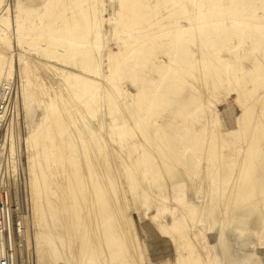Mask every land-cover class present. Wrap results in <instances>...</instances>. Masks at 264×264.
<instances>
[{"label":"rangeland","instance_id":"1","mask_svg":"<svg viewBox=\"0 0 264 264\" xmlns=\"http://www.w3.org/2000/svg\"><path fill=\"white\" fill-rule=\"evenodd\" d=\"M63 1L0 0V86L9 84L12 94L8 124L0 136L4 137L0 180L9 187L14 224L22 227L21 234L14 230L15 264H228L229 260L264 264V35L254 42L256 32L247 30L248 26L239 32L231 24L235 18L241 23L243 18L259 17L247 24L264 33V0H236L228 4L232 10L226 0H208L213 1L210 8L207 0H195L198 6L192 13L213 9L227 18L219 29L193 36L192 44L186 45L192 47L189 50L177 44L190 35L178 32L179 26L187 27L184 17L195 18V14L183 13L186 0H180L183 6L178 0H65L68 7L73 5L71 9ZM98 19L97 32L92 22ZM122 25H127L125 32L119 30ZM216 34L220 41L210 38ZM201 37L210 39L201 46ZM242 39L245 43L239 45ZM212 42L217 43L210 46ZM127 46L131 51L123 50ZM89 49L98 55L102 75H108L109 62L118 67L120 96L107 91L104 84L98 113L90 115L76 104V117L66 116V125L55 122V131L38 147L41 154L34 159L22 140L42 119L40 101L47 102L61 91L69 96L77 93L80 79L88 77L83 67L93 61V57L86 60ZM67 51L71 53L66 57ZM83 51L85 64L80 59ZM207 55L217 59L216 65L210 59L213 63H204ZM256 59L261 61L254 63ZM171 60L175 64L165 73ZM65 73L78 75V83L74 78L66 81ZM217 78V85L209 82ZM199 98L213 108L215 125L206 124L204 102ZM239 127L235 139L224 140L222 132ZM83 133L87 136L81 137ZM91 136H101L102 152H89ZM10 143L14 151L9 150ZM36 170L43 172L39 175ZM32 174L43 178L38 180L45 185L39 208L35 203L38 192L32 187L41 185L38 180L32 184L36 179ZM88 184L101 188L90 193ZM221 237L225 252L219 244ZM107 238L109 243L104 244Z\"/></svg>","mask_w":264,"mask_h":264},{"label":"bare ground","instance_id":"2","mask_svg":"<svg viewBox=\"0 0 264 264\" xmlns=\"http://www.w3.org/2000/svg\"><path fill=\"white\" fill-rule=\"evenodd\" d=\"M63 1V0H62ZM62 1L61 2H59V0H58V3H62ZM65 1V0H64ZM64 1H63V4H64ZM71 1V0H70ZM74 0H72L71 2H73ZM75 1H78V0H75ZM84 1H86V0H84ZM83 1V2H84ZM98 1V0H97ZM101 1V0H100ZM119 1V0H118ZM126 1V0H125ZM129 2L131 1V0H128ZM160 1V0H159ZM159 1H158V3H159ZM163 1V0H162ZM162 1H161V5H162ZM171 1V0H170ZM173 1V0H172ZM180 0H178V2H179ZM185 1V0H184ZM197 1H199V0H197ZM204 1H206V0H204ZM208 1V0H207ZM224 1V0H223ZM245 1V0H244ZM247 1H249V0H247ZM247 1H245V2H247ZM56 2H57V0H56ZM66 2H68V0L67 1H65V3ZM87 2V1H86ZM92 2H94V0L92 1ZM96 2V1H95ZM99 2V1H98ZM97 2V3H98ZM123 1H120L119 2V4L120 3H122ZM129 2H128V4H129ZM164 2V1H163ZM166 2V1H165ZM177 2V1H176ZM199 2H201V1H199ZM215 2H216V0H215ZM217 2H218V0H217ZM220 2H222V1H220ZM237 1L236 0H226V5L228 6V4L229 5H231V4H235ZM241 2H243L242 0H241ZM70 3V2H69ZM79 3V2H78ZM125 2H123V4H124ZM132 3V2H131ZM158 3H156V4H158ZM170 2H167V4H169ZM180 3H182L181 1H180ZM180 3H178L177 5H179ZM184 3V2H183ZM183 3H182V6H183ZM206 3V2H205ZM205 3H204V5H205ZM212 3V4H211ZM223 3L224 2H222V4H221V6L219 5V3H218V5H219V8H222V7H224V6H222L223 5ZM248 3V2H247ZM56 4V3H55ZM73 4V3H72ZM123 4H121V5H123ZM171 4V3H170ZM169 4V5H170ZM176 4V3H175ZM185 4H186V6H185ZM184 4V8L185 9H183V13H185V16L186 15H191V14H195V13H192L193 11L195 12L196 10L194 9L195 7L197 8V6L198 5H196V3H195V0H186V3ZM208 4H209V8H210V6L211 5H213V1H208ZM58 5H61V4H58ZM65 5V4H64ZM63 5V6H64ZM67 5V4H66ZM64 6L66 9H68L69 7H68V5L67 6ZM75 5V4H74ZM93 5V4H92ZM101 5V4H100ZM100 5H98L99 7H100ZM159 5V4H158ZM171 5H174L173 4V2H172V4ZM170 5V6H171ZM204 5H202L201 4V9H202V6H204ZM217 5V6H218ZM244 5H245V3H244ZM250 5V4H249ZM62 6V5H61ZM73 6V5H72ZM70 7V9L71 8H73V7ZM77 6V5H76ZM89 6H91V5H89ZM168 6V5H167ZM167 6H166V8H167ZM235 6V5H234ZM248 6V5H247ZM58 7V6H57ZM121 8H125L124 6L122 7V6H120ZM119 7V8H120ZM127 7H128V5H127ZM130 7V6H129ZM173 7V6H172ZM180 8H181V5L179 6ZM229 7V6H228ZM65 8H63L65 11H67L68 12V10H66ZM78 8V7H77ZM86 8V7H85ZM92 8H93V6H92ZM118 8V9H119ZM164 8H165V6H164ZM169 8V7H168ZM204 8H206V7H204ZM214 8V7H213ZM227 8V7H226ZM236 8V7H235ZM60 9H62V7L60 8ZM69 9V10H70ZM74 9H76V8H74ZM89 9V8H88ZM91 9V8H90ZM97 9V8H96ZM126 9V8H125ZM131 9V8H130ZM177 9V8H176ZM229 9L230 10H232L230 7H229ZM78 10V9H77ZM95 10V9H94ZM99 9H97V11H98ZM127 10V9H126ZM126 10H124V11H126ZM132 10V9H131ZM169 10H172L171 8L169 9ZM181 11H182V9H180ZM217 10V9H216ZM219 10H221V9H219ZM223 10V9H222ZM229 10V11H230ZM62 11V10H61ZM71 11V10H70ZM74 11H76V10H74ZM73 11V12H74ZM79 11V10H78ZM172 11H175V10H172ZM171 11V12H172ZM178 11H179V8H178ZM180 11V12H181ZM225 11V10H224ZM66 12V13H67ZM72 12V11H71ZM120 11H118V13H119ZM177 12V11H176ZM77 13V12H76ZM76 13H75V15H76ZM88 11L86 12V15H88V14H90V13H88ZM96 13V12H95ZM121 13H122V15H124L123 13L124 12H122V9H121ZM131 13V12H130ZM191 13V14H190ZM230 13H231V11H230ZM18 14H20V13H18ZM82 13L80 12V15H81ZM84 14V13H83ZM92 14V13H91ZM175 14H177V13H175ZM74 15V14H73ZM74 15V17H77V16H75ZM77 15H78V13H77ZM80 15H78V16H80ZM120 16V15H118V16H120V17H122V18H124V16ZM182 15V14H181ZM181 15H179V17L181 16ZM236 15V14H235ZM71 17H73L72 15H71ZM82 17V16H81ZM84 17V16H83ZM82 17V18H83ZM90 17V15L88 16V21H89V18ZM96 17H97V15H96ZM96 17L94 16L93 18H95L96 19ZM99 17H101V16H99ZM98 17V18H99ZM78 18H80V17H78ZM121 18V19H122ZM225 18H227V17H225V16H222V14H220V13H218V12H213V9H212V11L211 10H204V11H197V13L195 14V18H193V15H192V18H189V17H187L186 16V19H185V17H184V20H186V22H187V27H182V26H179V28H178V32H186L185 34H190V35H188V36H190L189 38H188V36H187V38H185L183 41H179L178 40V42H177V44L178 45H182V46H190L191 44H192V42L194 41V39H192V37L193 36H195V35H198V33L200 34V33H202V32H208L209 30H212L213 31V29L215 28V29H219L220 28V26H221V24L223 23V21H224V19ZM69 19V18H68ZM68 19L66 20V21H68ZM73 19V18H72ZM83 19H86V18H83ZM120 19V20H121ZM183 19V18H182ZM230 19V18H229ZM245 19V20H244ZM260 18L259 17H251V18H243V20H242V22L240 23V21L238 22L239 23V25H238V23H237V20H238V18H237V20H236V18H235V20H232V26L233 27H237V28H239L240 29V31L239 32H245V29H247V26H248V29L247 30H251V32H256V33H254L255 34V36H256V38H255V40H254V42H257L261 37L263 38V36H261V35H264V33H259L258 31H254L253 29H256L257 27H255L256 25H254V27H253V29H251V27L249 26V24H247V23H249V22H252L253 20H254V22H256V20H259ZM262 19V18H261ZM76 21H77V19H75ZM80 20V22H81V19H79ZM78 20V21H79ZM91 20L93 21V19H90V22H91ZM69 21H70V19H69ZM71 21H73V20H71ZM83 21V20H82ZM85 21H87V20H85ZM87 21V22H88ZM235 21H236V23H235ZM65 22V21H64ZM126 22V21H125ZM125 22L123 23V24H125ZM183 22H185V21H183ZM67 23V22H66ZM71 23V22H70ZM92 23H94L93 25H94V28L96 29V31L97 30H99L100 29V23H101V21H100V19H98V20H96L95 22H92ZM91 23V24H92ZM127 23V22H126ZM7 24V23H6ZM84 24H86V23H84ZM109 24H110V27L113 29L114 28V23H112V22H109ZM120 24H122V21H121V23ZM120 24H119V26H120ZM186 24V23H185ZM225 24V23H224ZM70 25H72V23L70 24ZM77 25V24H76ZM79 25V24H78ZM77 25V27H78V29L80 28L79 26ZM69 26V25H68ZM67 26V28H71V27H73V26H75V24H73V26H71V27H68ZM86 26V25H85ZM88 26H90V25H88ZM88 26H86V27H88ZM18 27V26H17ZM76 27V26H75ZM91 27V26H90ZM97 27H99V29L97 28ZM124 27H126L127 28V25L126 26H121V27H119L120 29V31H121V29L123 30V28ZM135 27V26H134ZM142 27V26H141ZM231 27V26H230ZM262 27V26H261ZM85 28V27H84ZM93 28V27H92ZM226 28V27H225ZM232 28V27H231ZM72 29V28H71ZM77 29V30H78ZM115 29V28H114ZM259 30H260V28H258ZM264 29V28H263ZM20 30V28L18 29V31ZM22 30V29H21ZM74 30H76V29H74ZM85 30H87V29H85ZM94 30V29H93ZM116 30V29H115ZM128 31H129V29H127ZM225 30V29H224ZM17 31V32H18ZM65 31V30H64ZM72 31V30H71ZM91 30H89V32H90ZM95 31V30H94ZM112 31H114V30H112ZM124 32H125V30H123ZM122 31V32H123ZM226 31V30H225ZM228 31V30H227ZM229 31H230V29H229ZM14 32H15V30H14ZM16 32V33H17ZM22 32V31H21ZM20 32V33H21ZM70 32V31H69ZM73 32V31H72ZM86 32V31H85ZM88 32V31H87ZM98 32V31H97ZM97 32L95 33V34H97ZM188 32V33H187ZM189 32H194V34L192 33H189ZM218 32V31H217ZM209 33V32H208ZM214 33V32H213ZM220 33H221V31H220ZM23 34V33H22ZM22 34H21V36H22ZM180 34V33H179ZM240 34V33H239ZM98 35V34H97ZM97 35H93V36H95V39H96V36ZM99 35H100V33H99ZM205 35V34H204ZM210 35V34H209ZM217 35V34H216ZM212 35V36H210V38H216V40H219V39H217L218 37H219V35ZM230 35V34H229ZM16 36H17V34H16ZM18 36H19V33H18ZM206 36V35H205ZM247 36H250L251 37V35H247ZM138 37V36H137ZM195 37H197V36H195ZM226 37H229V36H226ZM235 37H236V35H235ZM238 37V36H237ZM3 37H1V39H2ZM17 38V37H16ZM19 38H20V36H19ZM18 38V41L19 40H23V39H19ZM139 38V37H138ZM206 38H209V37H201V38H199V42H201V43H199V44H201V46L202 45H204L206 42H207V39ZM209 38V39H210ZM6 39V38H5ZM4 39V40H5ZM98 39V38H97ZM96 39V40H97ZM130 39H131V37H130ZM149 39V38H148ZM133 40H137V39H133ZM212 40V39H211ZM210 40V41H211ZM214 40V39H213ZM222 40V39H221ZM245 40V39H244ZM2 41H3V39H2ZM2 41H0L1 43H2ZM144 41V40H143ZM149 41V40H148ZM196 41H197V38H196ZM220 41V40H219ZM223 41H225V40H223ZM5 42V41H4ZM4 42H3V44H4ZM141 42V41H140ZM248 42V41H247ZM21 43V42H20ZM133 43H134V41H133ZM217 43V42H216ZM216 43H210V46L212 45H216ZM226 43V42H225ZM224 43V44H225ZM245 42L243 41V39H242V41H239V45L240 44H244ZM260 43V42H259ZM19 44V43H18ZM125 44V43H124ZM142 44V43H141ZM145 44V43H144ZM143 44V45H144ZM257 44V43H256ZM23 45V44H22ZM21 45V46H22ZM93 45V44H92ZM91 45V46H92ZM134 46L136 45V44H133ZM132 45V46H133ZM138 45V44H137ZM214 45V46H215ZM258 45V44H257ZM256 45V46H257ZM264 45V44H263ZM182 46H180V47H182ZM186 46V47H187ZM198 46V45H197ZM141 47V46H140ZM204 47V46H203ZM205 47H207V45L205 46ZM129 48V46H127V48H125V49H123V50H126V49H128ZM131 48V47H130ZM129 48V50L131 51V49ZM134 48V47H133ZM188 48V47H187ZM190 48V47H189ZM189 48H188V50H189ZM192 48V47H191ZM190 48V49H191ZM200 48H202V47H200ZM208 48V47H207ZM211 48V47H210ZM214 48V47H213ZM217 48V47H216ZM92 49H93V46H92ZM95 50V49H94ZM133 50V49H132ZM210 49L208 48V50L207 51H209ZM213 50V49H212ZM214 50H216V49H214ZM219 50H220V48H219ZM126 51H128V50H126ZM129 51V52H130ZM136 51V50H135ZM134 51V52H135ZM193 51V50H192ZM200 51V50H199ZM198 51V52H199ZM201 51H203V48L201 49ZM84 52V53H83ZM82 53H83V56L80 58L81 59V61H82V58L83 59H85V56H86V51H83ZM90 52V53H89ZM94 51H92L91 49H89V51H88V53H89V56H86V60L88 61V59H90L91 57H93V61H91V63H90V60H89V65L88 66H85V67H83V70L84 71H86V72H88V77L86 78H81V76L79 77V78H81L80 79V81H79V84L81 83V88H79L80 89V91H79V89H78V87H77V89H78V91H77V93L76 94H74L73 93V96H69L68 94L67 95H65V94H63V92L61 93V95H60V93H58V94H55L53 97H51V99L50 100H48L47 101V99L45 100V101H47V102H41L40 101V107H41V109H42V111H43V116H42V119H41V121H40V123H39V125H38V127L34 130V131H32L26 138H23V140H22V143H24L26 146H28V149L29 148H31L32 149V151H33V157H34V159H38L39 157H40V150L38 149V147H40L41 145H42V143H43V141L45 140V139H47V138H49L50 137V133L52 132V130H54L55 131V126H57L56 124H55V122L56 123H58V122H61V124L60 125H66V116H70L71 118H75L76 117V115H77V105H79V106H82V108H84V110L88 113V114H90V115H92V114H95V113H98L99 111H100V101H101V98H102V96L104 95V87H105V89L107 90V91H109V90H111L112 91V94H114L115 96H120V93H119V95H118V87L116 86L117 84H119L118 82L120 81V79H121V74L119 75V73H117V69L116 68H118V67H116V66H114V65H112L110 62H109V64H107V72H108V75L106 76V75H102V70H101V66H100V62L98 61L99 60V58H97V56L98 55H95L94 53H93ZM216 52V51H215ZM70 53L71 52H69V51H67L65 54H63V55H66V57L67 56H69L70 55ZM87 53V54H88ZM131 53V52H130ZM132 53H133V51H132ZM131 53V54H132ZM147 53V52H146ZM205 52H200V54L202 55H205L204 54ZM212 53V52H211ZM211 53H209L210 55H211ZM96 54H98V53H96ZM207 54V53H206ZM229 54V53H228ZM1 55V54H0ZM82 55V54H81ZM127 55V54H126ZM129 55V54H128ZM189 55H190V51H189ZM216 54H213V56H215ZM94 56H96L95 58H94ZM114 56V55H113ZM231 56V55H230ZM65 57V58H66ZM76 57V56H75ZM89 57V58H88ZM108 57H109V55H108ZM111 57V56H110ZM109 57V58H110ZM122 57V56H121ZM126 57V56H125ZM199 57H200V55H199ZM203 57H205V56H203ZM207 57H208V55H207ZM64 58V57H63ZM188 58H190V57H188ZM200 58H202V57H200ZM200 58H197V59H199V60H201L202 61V59H200ZM211 58H212V56H211ZM211 58H209L208 57V61H205L204 63L206 64V62H209V59L210 60H212ZM215 58V57H214ZM243 58V57H242ZM10 59V58H9ZM19 59H22V57L21 58H19ZM68 59H69V57H68ZM102 59V58H101ZM108 59V58H107ZM123 59V58H122ZM125 59V58H124ZM124 59H123V61H124ZM185 59H187V58H185ZM204 60H205V58H203ZM232 59V58H231ZM4 60V59H3ZM61 61H63V59H60ZM118 60V59H117ZM173 60V59H172ZM169 61V63L168 64H166L165 65V73H167L168 72V69L170 68V69H172V64H175V63H173V61ZM207 60V59H206ZM215 60H217L216 58L214 59V61ZM65 61H67V60H65ZM87 61H85V62H87ZM111 61H112V59H111ZM213 61V60H212ZM212 61H210L209 63H211ZM213 61V62H214ZM261 61V59H256L255 61H254V63L255 62H260ZM3 62V61H2ZM5 62V61H4ZM20 62H24L25 63V61H20ZM19 62V63H20ZM83 62V61H82ZM118 62V61H117ZM116 62V63H117ZM212 62V63H213ZM217 62V61H216ZM0 63H1V60H0ZM28 63V62H27ZM60 63V62H59ZM84 63V62H83ZM113 63V62H112ZM121 63V62H120ZM215 63V62H214ZM11 64V63H10ZM21 64V63H20ZM85 64V63H84ZM87 64V63H86ZM92 64V65H91ZM258 64V63H257ZM22 65H24V64H22ZM26 65V64H25ZM122 65V64H121ZM215 65H216V63H215ZM119 66V65H118ZM205 66H207V65H205ZM210 66V65H209ZM208 66V67H209ZM212 66H214V65H212ZM211 66V67H212ZM10 67V66H9ZM103 67V66H102ZM208 67H205V68H208ZM20 69H22V68H20ZM213 69H214V67H213ZM83 70L81 71V72H83ZM131 70V69H130ZM212 70V69H211ZM216 70V69H215ZM22 71H24V70H22ZM208 71V70H207ZM8 72V71H7ZM21 72V71H20ZM85 72V73H86ZM118 72H121V71H118ZM211 72V71H210ZM130 73H134V71L132 72V71H130ZM164 73V74H165ZM170 73V72H169ZM205 73H206V71H205ZM209 73V72H208ZM230 74H231V72H229ZM228 73V74H229ZM77 74H79V73H77ZM128 74V73H127ZM164 74H163V72H162V74L161 75H163L164 76ZM87 75V74H86ZM126 75V74H125ZM134 75V74H133ZM210 75H211V73H210ZM232 75V74H231ZM233 75H235V73H233ZM237 75V74H236ZM235 75V76H236ZM9 76V75H8ZM78 75H75V77H77ZM205 76H207V74L205 75ZM213 75H211L210 77H212ZM234 76V77H235ZM238 76V75H237ZM10 77V76H9ZM74 76L72 77V76H68V74H66L65 73V76L63 77L66 81L68 80V79H73V81H76ZM124 77V76H123ZM172 77V76H171ZM207 77H209V76H207ZM217 76L215 75V78H216ZM228 77H230L231 78V76H228ZM7 78V77H6ZM21 78V77H20ZM214 78V79H215ZM233 78V77H232ZM231 78V79H232ZM102 79V80H101ZM123 79V78H122ZM212 79V78H211ZM213 79V80H214ZM6 80V79H5ZM102 81V83H99L98 81ZM209 80V79H208ZM228 80H229V78H228ZM228 80H226L227 82H228ZM239 79H238V77H237V81H238ZM77 82V81H76ZM121 82V81H120ZM210 83H215L216 82V85H217V83H219L220 82V80L218 81V78L216 79V81H209ZM65 83H67V82H65ZM75 83V82H74ZM78 83V82H77ZM69 85H70V83H68ZM68 84H66V86H68L69 87V85ZM72 84V83H71ZM106 85V86H104L103 87V85ZM8 85L9 84H2L1 86H3V87H5L6 89H8L9 90V88H8ZM205 85H207V84H205ZM208 85H209V83H208ZM212 85V84H211ZM210 85V86H211ZM71 86V85H70ZM74 88H75V86H73ZM208 87V86H207ZM213 87V86H212ZM211 88V87H210ZM215 88H216V86H215ZM66 89H67V87H66ZM110 91V92H111ZM242 90H240V92H241ZM10 92V91H9ZM120 92V91H119ZM139 92V91H138ZM145 92V91H144ZM53 94V93H52ZM144 94V93H143ZM146 94V93H145ZM241 94V93H240ZM140 96V95H139ZM148 96H150V94L148 95ZM198 96V95H197ZM141 97V96H140ZM146 97H147V95H146ZM146 97H145V99H146ZM119 98V97H118ZM140 99V98H139ZM144 98H142V100H143ZM150 98H148V100H149ZM198 99V98H197ZM200 99V98H199ZM202 99V98H201ZM200 99V100H201ZM11 100H12V94H11ZM116 100H117V97H116ZM199 100V101H200ZM205 100V99H204ZM138 101V100H137ZM149 101H151V100H149ZM201 101H203V100H201ZM206 101V100H205ZM139 102H140V100H139ZM204 102V101H203ZM207 103V102H206ZM205 102L202 104V106L204 107L205 106V112L206 113H204L205 114V122H206V124H212V125H215L216 124V117H215V114L213 113V108L210 106V105H208V104H206ZM77 104V105H76ZM200 104H201V102H200ZM205 104V105H204ZM148 105V104H147ZM144 106H145V104H144ZM151 106V105H150ZM135 107V106H134ZM140 107H141V105H140ZM146 107V106H145ZM149 107V106H148ZM72 108H74L73 110H74V112H72ZM142 108V107H141ZM244 108L246 109V106H244ZM140 108H138V110H139ZM146 109H147V107H146ZM150 109V108H149ZM182 109H183V107H182ZM136 110V109H135ZM134 111V110H133ZM140 111V110H139ZM138 111V112H139ZM143 111V110H142ZM148 110H146V112H147ZM95 112V113H94ZM138 112H136V113H138ZM135 113V114H136ZM140 113V112H139ZM139 113H138V115H139ZM144 113V112H143ZM133 114V113H132ZM143 114H141L139 117H143L144 118V116H142ZM134 116L135 115H133V118H134ZM2 117H3V115L2 114H0V121L2 120ZM136 118V117H135ZM150 118V117H149ZM6 120V119H5ZM144 120V119H143ZM136 121H137V119H136ZM141 121L139 120V121H137V124H139ZM134 123V122H133ZM143 123V122H142ZM142 123H140V124H142ZM145 125H146V123H145ZM144 125V126H145ZM142 126H143V124H142ZM134 128V127H133ZM138 128H139V126H138ZM143 129H145L144 127H143ZM84 130V129H83ZM135 130H137V128L135 129ZM2 131H4V129L2 130ZM86 131H87V133L89 132L88 130H85L84 132L86 133ZM144 131V130H143ZM85 133H83V134H80V136L81 137H84L85 136ZM90 133V132H89ZM240 133V132H239ZM11 136V135H10ZM86 136H87V134H86ZM85 136V137H86ZM90 136V135H89ZM92 137V136H91ZM13 138V137H12ZM3 139V138H2ZM82 139V138H81ZM9 140H11V139H9ZM8 140V141H9ZM84 140V139H83ZM88 140V145H87V147L90 145V149H89V152H96L97 153V151L100 153V152H102L103 151V140H102V138H101V136H93L92 138H90L89 137V139H87ZM8 141L6 142V143H8ZM11 142H13V141H11ZM85 142V141H84ZM87 142V141H86ZM36 143H39L38 144V146L36 147V148H34V146H35V144ZM12 143H10V145L8 146V148H9V150L11 151L12 150V148H13V146L11 145ZM80 144H82L83 145V143H80ZM13 145H14V143H13ZM66 145V144H65ZM64 145V146H65ZM68 145V144H67ZM80 147H81V145H79ZM85 146H86V144H85ZM97 147V148H96ZM7 148V149H8ZM79 148V147H78ZM81 148H83V147H81ZM96 148V149H95ZM84 149V148H83ZM82 149V151H84ZM136 149V148H135ZM137 150V149H136ZM9 151V152H10ZM12 151H14V150H12ZM81 151V152H82ZM86 151H88V150H86ZM138 151H140V150H138ZM10 153H12V152H10ZM83 153V152H82ZM87 153V152H86ZM85 153V154H86ZM93 153V154H94ZM104 153V152H103ZM142 153V152H141ZM245 153V152H244ZM84 154V155H85ZM98 154V153H97ZM87 156H88V153L86 154ZM86 155H85V157H86ZM90 155H92V154H90ZM93 156V155H92ZM91 156V157H92ZM32 157V158H33ZM83 157V156H82ZM84 157V158H85ZM88 157H90V156H88ZM87 157V158H88ZM246 157V156H245ZM99 157H97V159H98ZM92 159V158H91ZM99 159H101V158H99ZM98 159V160H99ZM103 159V158H102ZM236 159H237V157H236ZM86 160H88L89 161V159H86ZM32 161H34L33 159H32ZM36 161V160H35ZM39 161V160H38ZM40 161H42V160H40ZM87 161V162H88ZM237 161V160H236ZM37 162V161H36ZM86 162V163H87ZM90 162V161H89ZM95 162V161H94ZM102 163V160H99V163ZM33 163L34 162H32L31 163V165H30V167L32 168L33 167ZM35 164H37V163H35ZM48 164V163H47ZM47 164H45V165H47ZM88 164V163H87ZM90 164H91V162H90ZM39 166H40V164H38ZM37 165V166H38ZM44 165V163L42 164V166ZM93 165V164H92ZM95 165V164H94ZM97 165V164H96ZM99 165V164H98ZM97 165V166H98ZM101 165V164H100ZM99 165V166H100ZM42 166H40V167H42ZM49 166V165H48ZM102 166V165H101ZM39 167V168H40ZM90 167H91V165H90ZM30 168V169H31ZM36 168V167H35ZM99 168V167H98ZM97 168V169H98ZM34 169V168H33ZM36 169H38V168H36ZM47 169V168H46ZM55 169V168H54ZM85 169H86V167H85ZM92 169V170H91ZM90 170H88L87 169V171H93V168H91ZM96 169V170H97ZM100 169H101V167H100ZM103 170V169H102ZM32 171V170H31ZM37 171V170H36ZM35 171V173H38V171H39V169H38V171L36 172ZM42 172H43V170H41ZM104 171V170H103ZM34 172V171H33ZM42 172L39 174V175H41L42 174ZM45 172V171H44ZM95 172L96 171H94L93 172V175L91 174V176H95L94 174H95ZM89 173V172H88ZM98 173V172H97ZM101 174V173H100ZM104 174V173H103ZM32 175H34V177H36V179L35 178H33V179H35V181L33 180V183L32 184H34V183H36V185H37V180L39 179V180H41V179H43V178H40L39 177V175H35V174H32ZM44 175V174H43ZM98 175V174H97ZM96 175V176H97ZM51 176V175H50ZM90 176V173H89V177L90 178H92ZM93 179V178H92ZM38 180V181H39ZM107 180V179H106ZM110 180V179H109ZM42 181V180H41ZM89 181V180H88ZM40 182V181H39ZM39 182H38V184H39ZM42 182H40V185L41 186H35V185H33V187L32 188H34L33 190H35V191H37L38 192V195H37V197L38 198H36L37 200L35 201V203L37 204V206H38V208H39V206H40V204H41V202H42V200L44 199V191H45V185H42L41 184ZM92 183V182H91ZM87 184V183H86ZM35 186V187H34ZM80 186V185H79ZM84 186H85V184H84ZM87 187H88V189L91 191H89L90 193H93V192H95L96 191V189L98 188H101V186L100 187H96L95 185H93V184H88V185H86ZM134 186V185H133ZM76 188V187H75ZM85 188V187H84ZM130 188H132V187H130ZM87 189V188H86ZM85 190V189H84ZM134 190V189H133ZM37 194V193H36ZM34 195V194H33ZM84 195H86V194H84ZM36 196V195H35ZM86 197V196H85ZM89 198V197H88ZM87 199V198H86ZM89 200V199H88ZM102 204V206H105V203H101ZM119 205V204H118ZM36 206V207H37ZM122 206V205H121ZM36 207H34V209L36 208ZM123 207V206H122ZM118 209L117 210H120L121 211V213H122V211H123V209L121 208V209H119V207H117ZM37 209V208H36ZM105 216V215H104ZM107 218V219H106ZM105 219H106V221H104V222H107V220H108V217H106L105 216ZM104 219V220H105ZM19 225H21V224H19ZM98 225V224H97ZM51 227V226H50ZM21 229H22V227H19V233L21 234ZM36 229V228H35ZM66 231V230H65ZM36 232V231H35ZM101 232V231H100ZM23 233V232H22ZM102 233V232H101ZM103 234V233H102ZM97 237H99V234H98V232H97ZM93 237V236H92ZM94 237H95V234H94ZM102 239H104L103 238V236H102ZM16 241V240H15ZM67 241H69V240H67ZM66 241V242H67ZM109 240H108V238L105 240V242H104V244H108L109 242H108ZM220 242H219V244H220V247L223 249V252H225V244H224V240H223V238L221 237L220 238V240H219ZM69 243V242H68ZM68 243H66V244H68ZM76 243V242H75ZM128 243H126V245H127ZM130 244V243H129ZM128 244V245H129ZM58 245V244H57ZM127 245V246H128ZM72 246V245H71ZM5 247V245H4V240H2V238L0 237V248H1V254H0V257H1V255H2V251H3V248ZM15 247H16V245H15ZM62 248V247H61ZM60 248V249H61ZM69 248V247H68ZM93 248V247H92ZM59 249V250H60ZM63 250H64V247L62 248ZM16 250V249H15ZM62 250V251H63ZM91 250V249H90ZM94 250V249H93ZM61 251V250H60ZM66 251V250H65ZM56 252V251H55ZM58 252V251H57ZM57 252H56V254H57ZM64 252V251H63ZM94 252V251H93ZM62 253V252H61ZM82 253V252H81ZM83 253H85L84 251H83ZM78 255H79V253H78ZM88 255V254H87ZM115 256H117V253L116 254H114ZM131 255L132 256H135V253H134V251H131ZM60 256H62V255H60ZM65 256V255H64ZM114 256V257H115ZM14 257V256H13ZM250 257H251V255H250ZM201 258H203V257H201ZM201 258H200V261H202L201 260ZM66 259V258H65ZM80 260V259H79ZM205 260V259H204ZM84 262V261H83ZM227 262H230V263H228V264H232V261L231 260H229V261H226V263ZM80 263V262H79ZM201 263V262H200ZM205 263V262H204ZM82 264V263H81Z\"/></svg>","mask_w":264,"mask_h":264},{"label":"built area","instance_id":"3","mask_svg":"<svg viewBox=\"0 0 264 264\" xmlns=\"http://www.w3.org/2000/svg\"><path fill=\"white\" fill-rule=\"evenodd\" d=\"M11 95L8 89L0 86V114L3 115L0 121V136L3 129L8 124V113L10 108ZM6 119V120H5ZM4 138V137H3ZM4 148V139L0 137V154ZM19 222L14 224L12 210L10 206L9 187L0 180V237L4 240L0 257V264H15V231L19 233ZM15 230V231H14ZM17 239V238H16ZM14 256V257H13Z\"/></svg>","mask_w":264,"mask_h":264},{"label":"crops","instance_id":"4","mask_svg":"<svg viewBox=\"0 0 264 264\" xmlns=\"http://www.w3.org/2000/svg\"><path fill=\"white\" fill-rule=\"evenodd\" d=\"M239 104V103H238ZM239 107V106H238ZM239 109H240V107H239ZM240 112H241V109H240ZM241 114V113H240ZM239 117V116H238ZM237 117V118H238ZM237 118H236V120H235V122H236V124L238 125V123H237ZM244 125V124H243ZM242 125V126H243ZM241 129H242V127H239V130H234V131H229V132H222L221 133V135L223 134V137H224V140H226V139H235L236 137H237V135L239 134V132L241 131ZM248 178V177H247Z\"/></svg>","mask_w":264,"mask_h":264}]
</instances>
